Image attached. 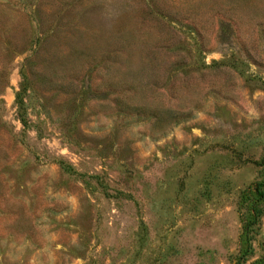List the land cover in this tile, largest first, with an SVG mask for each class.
<instances>
[{"label":"rangeland","instance_id":"1","mask_svg":"<svg viewBox=\"0 0 264 264\" xmlns=\"http://www.w3.org/2000/svg\"><path fill=\"white\" fill-rule=\"evenodd\" d=\"M264 0H0V264H264Z\"/></svg>","mask_w":264,"mask_h":264},{"label":"trees","instance_id":"2","mask_svg":"<svg viewBox=\"0 0 264 264\" xmlns=\"http://www.w3.org/2000/svg\"><path fill=\"white\" fill-rule=\"evenodd\" d=\"M261 187H264V185L259 184V185L257 186V188H256V193H258V195H259L260 197H263V191H260V188H261ZM238 264H241V263H238Z\"/></svg>","mask_w":264,"mask_h":264}]
</instances>
